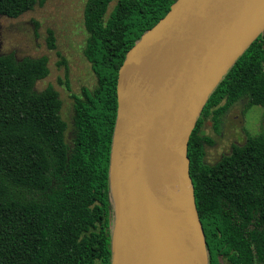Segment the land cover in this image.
<instances>
[{
  "label": "trees",
  "instance_id": "16d2710c",
  "mask_svg": "<svg viewBox=\"0 0 264 264\" xmlns=\"http://www.w3.org/2000/svg\"><path fill=\"white\" fill-rule=\"evenodd\" d=\"M47 1L0 0V16L18 18ZM112 1L86 3L84 54L97 84L73 95L71 142L59 92L36 90L50 73L48 57L0 54V264H113L120 68L177 0H118L108 15ZM48 45L56 48L52 29ZM64 84L71 90L68 78ZM242 100L264 108V32L210 95L188 142L209 264H264V131L215 164L205 160V145L214 144L202 131L205 120L220 122Z\"/></svg>",
  "mask_w": 264,
  "mask_h": 264
},
{
  "label": "water",
  "instance_id": "95a60500",
  "mask_svg": "<svg viewBox=\"0 0 264 264\" xmlns=\"http://www.w3.org/2000/svg\"><path fill=\"white\" fill-rule=\"evenodd\" d=\"M263 32L264 0H177L128 52L110 164L113 264H209L188 142Z\"/></svg>",
  "mask_w": 264,
  "mask_h": 264
},
{
  "label": "rangeland",
  "instance_id": "374dc122",
  "mask_svg": "<svg viewBox=\"0 0 264 264\" xmlns=\"http://www.w3.org/2000/svg\"><path fill=\"white\" fill-rule=\"evenodd\" d=\"M87 1L48 0L44 7L36 6L18 18L0 16V54L13 53L18 59L48 57L50 73L37 82L36 90L43 91L52 85L59 92L63 101L61 115L68 124V142L73 138V95H82L84 87L93 89L97 84V76L84 54ZM117 1L110 3L108 15ZM48 29L55 33V49L49 48ZM66 78L71 90L64 84ZM202 131L214 141L213 145H205V160L208 164H215L229 154L234 145H241L249 135L264 131V108H248L247 100L239 101L221 117L220 122L206 119ZM222 264L230 263L222 260Z\"/></svg>",
  "mask_w": 264,
  "mask_h": 264
},
{
  "label": "bare ground",
  "instance_id": "6f19581e",
  "mask_svg": "<svg viewBox=\"0 0 264 264\" xmlns=\"http://www.w3.org/2000/svg\"><path fill=\"white\" fill-rule=\"evenodd\" d=\"M191 190V185H186L183 189L185 192H189Z\"/></svg>",
  "mask_w": 264,
  "mask_h": 264
}]
</instances>
